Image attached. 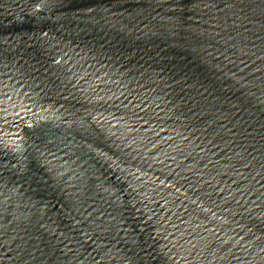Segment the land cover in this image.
I'll return each instance as SVG.
<instances>
[{
  "label": "water",
  "instance_id": "1",
  "mask_svg": "<svg viewBox=\"0 0 264 264\" xmlns=\"http://www.w3.org/2000/svg\"><path fill=\"white\" fill-rule=\"evenodd\" d=\"M0 264H264V0H0Z\"/></svg>",
  "mask_w": 264,
  "mask_h": 264
}]
</instances>
